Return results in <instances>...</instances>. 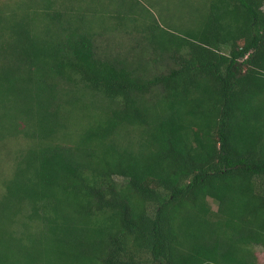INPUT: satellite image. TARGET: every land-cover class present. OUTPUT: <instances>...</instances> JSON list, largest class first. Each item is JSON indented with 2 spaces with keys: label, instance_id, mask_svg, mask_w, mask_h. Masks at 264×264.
Masks as SVG:
<instances>
[{
  "label": "trees",
  "instance_id": "trees-1",
  "mask_svg": "<svg viewBox=\"0 0 264 264\" xmlns=\"http://www.w3.org/2000/svg\"><path fill=\"white\" fill-rule=\"evenodd\" d=\"M14 5L0 149L26 144L0 174V264H260L264 0H182L172 31L139 0ZM113 33L154 56H98Z\"/></svg>",
  "mask_w": 264,
  "mask_h": 264
},
{
  "label": "rangeland",
  "instance_id": "rangeland-1",
  "mask_svg": "<svg viewBox=\"0 0 264 264\" xmlns=\"http://www.w3.org/2000/svg\"><path fill=\"white\" fill-rule=\"evenodd\" d=\"M14 1L11 0H0V9L1 7L7 6V10L10 13V9H12V13L19 12L18 6L14 5ZM144 6L148 7L153 13L156 14V16L164 15V19H167L170 21V24H166L168 27L165 29L172 31V22H174V16L176 9H179L182 0H139ZM108 2V1H107ZM190 4L188 1L185 3ZM187 7V6H186ZM178 11V10H177ZM22 13V11H20ZM8 16V15H7ZM132 37V38H131ZM126 36L124 34H112V35H106L104 38H100L97 40L96 45L98 49V56H108L111 59H114L116 57L119 58H126L128 60V63H133L138 61L140 57H146L150 58L153 57L155 52H154V47L151 44H141V47L136 49L137 44L136 42L140 41V37L136 40V34L134 36ZM136 41V42H135ZM143 47V49H141ZM141 49V50H140ZM167 67V65H166ZM158 69V67H155ZM159 70L164 71L163 66L159 67ZM166 71V70H165ZM155 71L150 68V73L149 76H151ZM16 144V145H15ZM26 142L22 141L21 143H15L12 141L11 148L8 149H0V174L3 176L4 174L10 173L9 170L11 168V163L12 157H14L15 153L20 150V148L25 147ZM10 153L8 154V152ZM12 151V153H11ZM12 154V155H11ZM4 179V178H3ZM2 180V178H0ZM4 188L0 185V207H2L3 202H4ZM215 207V206H214ZM18 210V209H17ZM27 213V208L25 210H21L19 213L20 215L23 214V212ZM1 229L3 231H8L9 234H12L14 231V225L12 224H4L1 225ZM16 229L19 231L22 230V228L16 227ZM37 229V224H35L30 230L34 231ZM31 234V232L29 233ZM12 235H9V238H11ZM257 255H258V260L260 264H264V249L263 248H258L257 250Z\"/></svg>",
  "mask_w": 264,
  "mask_h": 264
}]
</instances>
